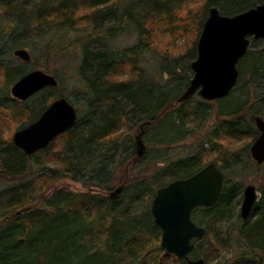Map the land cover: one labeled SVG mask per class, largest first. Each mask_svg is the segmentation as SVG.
<instances>
[{"label": "trees", "instance_id": "1", "mask_svg": "<svg viewBox=\"0 0 264 264\" xmlns=\"http://www.w3.org/2000/svg\"><path fill=\"white\" fill-rule=\"evenodd\" d=\"M121 1L0 0V18H3L0 19V54L2 45L13 40L27 50L44 41L48 55L63 52L62 56H67L79 49L77 76L87 98L83 111L76 108L75 125L31 155L18 148L11 137L6 141L0 137V181L6 183L0 187V264H131L138 259V264H187L160 247L161 232L153 223L150 204L158 187L188 177L208 163L203 150L216 155L209 162L223 171L224 183L214 205L192 211V219L206 229V242L202 244L205 236L194 240L190 257H201L210 263L231 250L232 258L224 264H264V182L258 187L260 196L248 217L242 219L240 210L234 214L230 205L237 184H230L226 174L234 170L241 175L242 165L260 168L248 156V145L244 159L236 143L242 139L252 143L258 134L252 117L264 116V111L256 108L259 103L264 108V40L240 68L248 70L249 102L218 111L223 119L207 132L210 148L199 149L167 165L160 164L153 173L141 171L133 184L123 185L117 197L103 193L109 189L120 164L118 137L126 114L137 120L147 119L149 126H158L162 114H175L177 125L184 128L199 124L206 117V106L209 108L206 100L177 103L176 99L192 77L189 62L196 57V42L208 8L214 5L221 13L232 15L263 0H199L204 6L195 9L188 6L190 0H143V8L148 6L149 11L140 17L131 9L132 2ZM76 13H85L86 22L74 38L67 34L74 28ZM160 28L169 34L194 32L195 38L192 46L180 55L188 57L185 66H181L187 72L175 71V66L180 65L177 56L157 68L159 78L154 80L142 66V59L156 49L149 37L153 35L155 39ZM134 30L139 37L134 50L124 58L114 57L110 52L113 40L120 33ZM34 58L31 55L29 62L19 59L18 63L0 59L7 82L12 83L27 73L28 67L35 64ZM48 96L39 106L16 110L8 105L16 114L27 115L17 129L34 121L51 101L63 94ZM7 99L23 106L26 101ZM118 99L127 100L133 107L127 112L114 110L111 103ZM137 157L132 156L134 160ZM240 165L239 170L236 167ZM65 177L81 182L87 189L72 191L54 187L58 179ZM121 194L126 196V205L118 198ZM140 199L146 200L145 208L141 218L133 219L129 216L131 208ZM241 200L239 194L236 202ZM231 210L233 222L229 220ZM220 219L228 220L227 229L213 233V223Z\"/></svg>", "mask_w": 264, "mask_h": 264}, {"label": "water", "instance_id": "2", "mask_svg": "<svg viewBox=\"0 0 264 264\" xmlns=\"http://www.w3.org/2000/svg\"><path fill=\"white\" fill-rule=\"evenodd\" d=\"M250 38L264 39V0L232 15L223 14L218 7L210 6L196 42V57L190 62L192 77L176 102L186 101L195 93L206 101L226 97L237 82V63L247 52ZM12 55L24 62L31 60L29 50L23 47L13 49ZM57 84L52 74L31 70L12 84L10 93L14 98L26 100L36 92ZM77 118L74 104L65 96H59L38 118L17 129L12 141L26 155H31L46 148L58 135L73 127ZM252 119L258 134L249 147V153L261 165L264 163V117L255 115ZM149 123L141 124L142 129L135 136L137 156L143 155L142 135ZM223 183V171L209 162L192 175L171 180L156 189L150 213L153 223L161 231L160 247L165 252L184 259L187 264H211L201 257H190L195 247L192 240H201L206 234L205 227L194 222L191 214L196 207L214 205ZM122 188L123 185L118 186L109 195L117 197ZM256 200V186L245 185L240 203L242 219L248 217Z\"/></svg>", "mask_w": 264, "mask_h": 264}, {"label": "rangeland", "instance_id": "3", "mask_svg": "<svg viewBox=\"0 0 264 264\" xmlns=\"http://www.w3.org/2000/svg\"><path fill=\"white\" fill-rule=\"evenodd\" d=\"M142 1L143 0H122L121 3L132 2L133 5H131V9L133 10V12H135L136 17H140L144 13V11H149L147 9L148 6L143 8L144 3ZM194 1L196 4H190ZM188 6L190 8L195 9L199 7L203 8L204 4L199 0H190ZM83 16H85V13L81 15L76 13L75 19L72 23V26L74 28H70V31L67 36L75 38L78 33H81L84 27V22H86V18H84ZM190 28V30L192 31V27ZM161 29L162 28L159 29L157 37L154 36L156 40L153 39V35L149 37L151 46L153 44L156 49L153 50V52H147L142 59V66L149 75H152L154 77V80L159 78L157 68L160 65L168 64V62L171 61L174 57L180 56L183 52L188 50L192 46L195 38L194 32L188 34H169L168 30L163 29L165 31H162ZM137 33L138 31L135 30L120 33L112 42L110 48L111 54L116 58H124L127 54L131 53L139 40ZM261 40L262 39L253 40L250 43L248 52L242 58L239 59L237 63V67L240 72L238 81L236 82L234 89L230 91V93L226 97L213 101H205L197 93H195L190 98L194 99L193 102H195L196 100H203L209 103V108L206 106V108L208 109V113L206 117L201 122H199V124L195 123L194 125H186L184 128L183 126L177 125L178 123L176 122L175 114H170L168 116L162 114V122L158 126H149L148 128H145V133L142 138L144 143V151L142 156L137 157L135 147V136L141 130L140 125L148 120L142 118H140L141 120H137V117L126 114L124 121L125 123L121 126L119 132L120 135L118 137V142L121 144L118 161L120 162V164L119 166H117L118 170H115L116 172L110 182L109 189L104 190L103 193L109 194L120 185L126 184L127 186H129L130 184H133L135 176L141 171H144L146 173H153L159 168L160 164L167 165L170 161L184 157L189 154H193L199 149L210 148V145L207 143V132L214 128L218 124V122L223 119V117H220L218 115V111L223 109L229 110L228 108L233 107V104L239 103L243 104L244 106L247 102H249V98L246 96V90L248 89L246 83V72L248 70L245 68L243 70H240V68L244 63L249 60L251 52L262 46L261 42L263 41ZM14 42L15 41L13 40L9 44L6 43L2 45L0 59H2L3 62H20L18 58L12 55L13 49L19 47ZM9 46L11 47L8 48ZM28 50L31 55L35 57L34 66L28 67V71L42 70L45 73L52 74L56 77L58 84L53 87H47L42 92L34 96L32 95L26 101H24L25 104L23 106L22 104L13 103L7 99L8 97H12L10 93V88L17 79L12 83H8L6 77L3 74V70L0 67V137L5 141L9 137L12 138V135L18 128L19 124L26 120L27 117V115L16 114L13 111L15 109L11 110V108H7L10 104L13 105L16 110L19 108L24 109L26 106H39L41 103L45 102V98L48 95L50 96L52 94H63V96H65L72 104H74L76 108L81 111L84 110L85 104L87 102V98L83 93L84 88L82 82L78 79L77 76V64L80 59L79 49H77L74 54L67 56H62L63 52H60L58 54H56L55 52H50L51 54L48 55L47 49L44 45V41H39L32 47V49ZM178 58L180 61V65L175 66V71L178 74L186 73L187 70L185 69V67H183V69L181 70V66H185V64L188 62V57L180 56ZM191 75L192 74H190V76ZM111 104H113L114 110L121 109L122 112H127L133 107L132 103H129L127 100L118 99ZM262 105L263 104L261 103L256 105V108L260 112L262 110L264 111ZM226 118L229 119L230 117ZM236 145L242 149L241 156L244 159H247L246 151L244 149L246 145H248L247 153L250 157V140L242 139L240 142L236 143ZM203 151L208 157V163L209 161L213 160L214 157H216V155L212 152H209L207 150ZM132 153L138 159L135 158L136 160H134V158H132ZM242 166H244V171L241 175H237L234 170L228 171V173H226L230 179V184H237L236 188H238L235 192V197L230 204L232 206V210H234V214L235 212L240 210L241 201L240 203H237L236 199L239 194H242L245 185L254 184L256 186L258 199V197L260 196V191L258 190V187L261 186V183L264 182V164L258 165L260 166V168L257 169L255 166L252 165ZM240 167L241 165L236 168L239 169ZM3 185H6V183L0 181V187H2ZM54 187H66L72 191H81L87 189L83 186L81 182L74 181L68 177L58 179L54 183ZM94 190L98 192L101 191L102 193V190ZM122 194L118 198H121L122 204L126 205V196H122ZM145 202L146 200L140 199L137 203H135V207L134 209L131 208V211H133L130 213L129 216L133 219L141 218L142 211L145 208ZM232 210L229 212L230 222H233L232 220H234V218L232 217ZM126 221H128V219H126ZM227 222L228 220L226 219H220L218 221H215L212 226V229H215L213 233L216 231H225L228 225ZM129 227L133 228L131 226ZM129 227L127 228V231L129 230ZM205 240L206 236L202 241L203 245L206 242ZM232 248H235V245L232 246ZM151 254L152 252H150L148 255ZM232 255L233 252L231 250H226L223 254L218 255V257L210 263H228V261H230V259L232 258ZM138 260L132 261L131 264H138Z\"/></svg>", "mask_w": 264, "mask_h": 264}, {"label": "bare ground", "instance_id": "4", "mask_svg": "<svg viewBox=\"0 0 264 264\" xmlns=\"http://www.w3.org/2000/svg\"><path fill=\"white\" fill-rule=\"evenodd\" d=\"M258 40H259V39H258ZM262 40H264V39H262ZM252 41H253V39L250 38V43H251ZM249 46H250V45H249ZM248 50H249V47H248ZM248 50H247V51H248ZM246 53H247V52H246ZM246 53H245V54H246ZM245 54H244V55H245ZM14 57H15V56H14ZM16 58H17V57H16ZM18 59H19V58H18ZM192 74H193V73H192ZM12 97H13V96H12ZM13 98H14V97H13ZM16 99H18V98H16ZM18 100H19V99H18ZM20 101H24V100H20ZM47 106H48V105H47ZM41 113H42V112H41ZM263 117H264V116H263ZM37 118H38V117H37ZM254 126H255V125H254ZM249 154H250V153H249ZM250 157H251V156H250ZM251 159H252V158H251ZM256 191H257V189H256ZM256 201H257V200H256ZM151 216H152V215H151Z\"/></svg>", "mask_w": 264, "mask_h": 264}, {"label": "flooded vegetation", "instance_id": "5", "mask_svg": "<svg viewBox=\"0 0 264 264\" xmlns=\"http://www.w3.org/2000/svg\"><path fill=\"white\" fill-rule=\"evenodd\" d=\"M31 97V96H30ZM27 100V99H26ZM147 126H149V125H147ZM141 129H142V127H140ZM145 128H147L146 126L144 127V130H145ZM145 132V131H144ZM143 136H144V133H143V135H142V138H143ZM192 215V214H191ZM191 218H192V216H191ZM193 220V219H192ZM195 222V221H194ZM161 232V231H160ZM161 235V234H160ZM194 240H196V239H193L192 241L194 242Z\"/></svg>", "mask_w": 264, "mask_h": 264}]
</instances>
